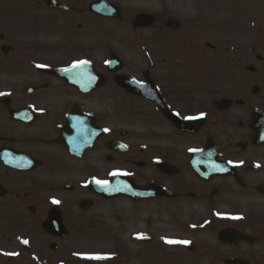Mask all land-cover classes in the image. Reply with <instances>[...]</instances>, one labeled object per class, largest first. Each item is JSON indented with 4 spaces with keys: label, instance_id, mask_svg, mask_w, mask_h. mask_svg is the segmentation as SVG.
<instances>
[{
    "label": "flooded vegetation",
    "instance_id": "1",
    "mask_svg": "<svg viewBox=\"0 0 264 264\" xmlns=\"http://www.w3.org/2000/svg\"><path fill=\"white\" fill-rule=\"evenodd\" d=\"M0 93V264H264V0H0Z\"/></svg>",
    "mask_w": 264,
    "mask_h": 264
},
{
    "label": "snow or ice",
    "instance_id": "2",
    "mask_svg": "<svg viewBox=\"0 0 264 264\" xmlns=\"http://www.w3.org/2000/svg\"><path fill=\"white\" fill-rule=\"evenodd\" d=\"M87 61H81L80 64L82 65H87ZM75 67V65H74ZM0 95H3V93H0ZM97 183H100V184H107L108 182L107 181H96ZM54 203H58L57 201H53ZM169 243H187V242H178V241H168Z\"/></svg>",
    "mask_w": 264,
    "mask_h": 264
}]
</instances>
